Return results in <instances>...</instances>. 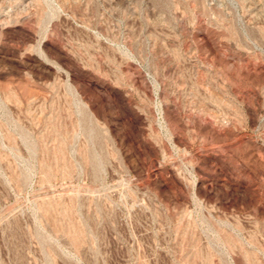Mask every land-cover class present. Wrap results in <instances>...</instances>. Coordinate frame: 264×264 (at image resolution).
I'll return each mask as SVG.
<instances>
[{
	"label": "rangeland",
	"instance_id": "rangeland-1",
	"mask_svg": "<svg viewBox=\"0 0 264 264\" xmlns=\"http://www.w3.org/2000/svg\"><path fill=\"white\" fill-rule=\"evenodd\" d=\"M0 264H264V0H0Z\"/></svg>",
	"mask_w": 264,
	"mask_h": 264
}]
</instances>
